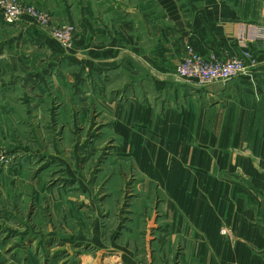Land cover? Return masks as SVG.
<instances>
[{
    "label": "crops",
    "instance_id": "crops-1",
    "mask_svg": "<svg viewBox=\"0 0 264 264\" xmlns=\"http://www.w3.org/2000/svg\"><path fill=\"white\" fill-rule=\"evenodd\" d=\"M24 1L52 13L57 24L74 23L78 33L74 46L64 49L42 31L27 29L13 39L23 45L24 57L0 51L6 64L9 56L21 60L2 84L18 79L16 88L51 92L55 102L61 92L56 75L63 65L73 68L71 97L63 98L59 120L83 131L89 148L84 160L77 145L72 152L65 149L64 136L60 143L51 138L52 146L45 144L48 129L38 124L54 122V114H46L51 100L43 103L42 116V107L19 120L0 116L10 143L17 140L14 123L21 125L26 154L21 173L59 165L70 177L64 181L78 177L85 187L82 165L110 157L104 167L116 172L112 187H119V176L124 181L132 173L137 208L160 203L153 242L142 248L145 257L138 227L127 235L132 250L125 247L126 237L112 244L126 260L132 252L133 264H169L179 252L174 264H264V0ZM242 25L263 38L242 45ZM188 45L206 58L240 57L243 51L251 57L245 58V73L230 82L196 87L176 77ZM35 135L39 140L31 139ZM30 157L38 160L37 168ZM4 186L15 199L7 200ZM30 186L36 204L43 196L53 201L47 216L13 205L29 203ZM0 187L8 201L0 209V264H63L55 256L61 250L70 258L77 248L70 228L76 216L57 211L66 196L56 189L44 195L39 180L5 177ZM60 220L68 224L62 232ZM90 230L93 240H103L98 227Z\"/></svg>",
    "mask_w": 264,
    "mask_h": 264
},
{
    "label": "rangeland",
    "instance_id": "rangeland-1",
    "mask_svg": "<svg viewBox=\"0 0 264 264\" xmlns=\"http://www.w3.org/2000/svg\"><path fill=\"white\" fill-rule=\"evenodd\" d=\"M22 1L36 7L39 11L41 10V13H45L46 15L50 16L53 25L51 26L53 28L52 33H54V29L61 28V25H64L66 23L72 24L70 22L57 24L54 16L49 11L38 8L37 6L24 0ZM27 21L28 20L8 22L0 12L1 52L6 49L8 53L13 52V54L16 55L15 57L22 58L21 55L23 56V54L25 53L21 51L23 45H15L13 39L16 37L20 38L23 33L27 34V29L28 31H42L43 34L49 36L52 40L57 42L61 48L63 47L64 49H66L67 47L71 48L72 46H74V41L78 33V28L74 23L72 24L75 28L72 41L70 44L64 46V44L57 38H55L50 33V31H47L46 29L40 27H33ZM10 25H12L13 27H11ZM11 49H13L14 51H11ZM4 59L5 58L0 60V116L17 117V119L19 120L22 117L35 115L38 114V108L42 107L43 103L46 100H51L53 107H47L46 109L48 111L46 114L49 115L52 112V114H54L55 116L54 122H48L46 123L47 125L43 124V122H41L42 125L38 124V128L44 126L48 129V131L46 132V137H48V139L46 140L45 144H47L48 142V146H52L53 141L51 138L56 139V142L60 143L62 141V136H64L65 142H63V145L65 146V149L72 152L75 148V145H77V151L81 153V155H85L83 157L85 160L86 151L88 150L89 145L87 141L88 139L86 140L84 132H75V130L72 131V128L75 127L74 124L73 126H69L67 124L61 123L59 120L60 107L63 98L67 97V93H69V96L67 98L71 97L72 90L70 86H72V83L69 84V79L75 78L73 76L74 69H69L67 65L61 66V70L58 72V75H56L55 80V82L61 86V92L58 93L59 96L55 95L54 102V96H52L53 93L51 92H36L33 88L30 92L27 89L21 90L20 88H16V86L21 83V81L18 79H15L13 81V85H10L9 83L6 84L7 86L3 85L2 81H6V79L10 78L11 72L15 73L13 68L15 66H19L21 63V60L15 61L14 57L9 56V62H7L6 64L4 62ZM3 68H5V70H3ZM2 70L4 72H2ZM78 93L79 90L76 91V95L73 92L74 97H76ZM37 101H40L41 106H38ZM48 104L49 103H46V105ZM44 111L45 107H42L39 110L41 116L44 115ZM50 120L52 121V118H50ZM14 124L15 127L17 126L16 129L18 130L14 132V137L17 140L16 142L10 143L8 136L5 133V123L3 121L0 122V181H3V178L5 177L9 179L13 177L15 178V180L26 179L34 182L36 180H39L40 183H42V185L44 186V188L42 187V189L40 188L39 190H42V192L44 190V195L47 194L48 196V193H50L51 190L56 189L57 191H60L62 197L64 195L66 196L64 197L65 199L61 201L62 203L59 208H57V211L62 212V215L65 213L69 215L70 212L67 211L70 210L71 213L76 216V221H74V223L76 224L73 228H70L71 230L74 229V232L77 234V248L75 251H73L70 258L68 257V254L66 252H63L62 250L56 253L55 256H57L60 261H63V264H133L135 261H133L132 252L129 254L131 260H126L124 253L122 251H118L116 249V246H112V244H115L116 240L119 241L120 238L126 237L125 247L130 248L131 241L129 239L131 238H129V236L127 235H129L133 231L136 232L137 229L140 231L138 237L141 243L139 247L141 255L145 257V254H148L147 251L144 254L142 248L148 249V246L153 242L152 238L154 237L153 235L157 229V227L155 228V226L161 219V213L159 209L160 203L158 201H154L151 204L141 203L138 205L139 209L137 208L136 201H138L137 194H139V190L138 183L136 184L137 179L134 175H132V173H128L124 181H122L119 176V187H112L114 178L112 180L111 175L115 177L117 175L116 172H108V170H106V168L104 167V165L106 164L105 161L108 158L107 157L104 160L101 159L99 162H97V159H93L92 161L90 160L87 166L82 165V171H79V175H81V178L83 177L82 179L85 181L83 182L86 185L85 187H82L80 185L81 180L78 177L76 179L68 180V182L64 181L67 179L66 176H68V174L62 171L63 168H61V166L59 165H56L52 168H48V166L46 170L42 172H36L35 168H33V170L28 169V171L30 172H24V175L21 173V165L26 157V154H24L25 152L21 149V125L19 123ZM69 127L71 130L65 132V129H68ZM31 139L35 141L39 140L36 135L34 136V139ZM30 144H33L34 147H37L38 145L41 147L42 145L41 142H38L37 145V142L34 141H31ZM102 149H105V147ZM30 159H32L31 162L35 166L36 161L38 160L35 157H30ZM33 164L29 165L33 166ZM40 173H42V177H40ZM21 174L23 176H21ZM2 190L7 195V200H9V197H11V199H15L16 193L10 187L7 189L6 186H4ZM34 192L35 188L33 186H30L29 203L21 205L20 202L14 201L13 205L17 206L19 212L26 211V213L32 212L33 214V212L37 210L38 212H41L42 215L47 216L50 212L53 211V201L49 196L48 197L50 199L46 196H43L40 198V202L36 204L35 197H33ZM7 200L4 197L2 198L0 187V209L7 207ZM0 211L3 212V210ZM66 225H68L66 221L60 220L61 232L68 228L65 227ZM97 227L98 231L99 229L102 231L103 238V240H99V242L93 240L90 230ZM23 239L24 237L22 239L20 237V242H22ZM139 248L134 251L135 255L137 254V252H139ZM130 249L132 250V248ZM126 253L128 252H125V254ZM177 255H179V252H174L172 254V256H174V260ZM145 260L146 258H143L142 262H144ZM170 260L171 262H169V264L175 263L173 258H170Z\"/></svg>",
    "mask_w": 264,
    "mask_h": 264
},
{
    "label": "built area",
    "instance_id": "built-area-1",
    "mask_svg": "<svg viewBox=\"0 0 264 264\" xmlns=\"http://www.w3.org/2000/svg\"><path fill=\"white\" fill-rule=\"evenodd\" d=\"M0 12L8 22L28 20L33 27H40L50 31L64 46L71 43L74 35V25L66 23L61 28L54 29L51 26V18L45 13H41L36 7L24 3L22 0H0ZM263 38L255 29L247 30L246 25H242L239 31L238 40L242 45L251 39ZM187 53L178 64L176 77L178 81L185 82L196 87H207L212 85H222L239 77L245 73V58H250V52L243 51L240 57H230L225 59L206 58L195 52L191 45L186 47ZM226 234V229L222 230Z\"/></svg>",
    "mask_w": 264,
    "mask_h": 264
}]
</instances>
